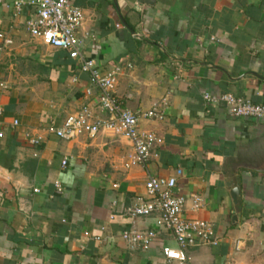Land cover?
Wrapping results in <instances>:
<instances>
[{
    "label": "crops",
    "instance_id": "crops-1",
    "mask_svg": "<svg viewBox=\"0 0 264 264\" xmlns=\"http://www.w3.org/2000/svg\"><path fill=\"white\" fill-rule=\"evenodd\" d=\"M13 1L0 0V33L11 41L0 51V264H166L162 248L176 242L158 213L127 212L150 199L149 173L176 176L185 215L209 222L218 238L188 247L182 264H264V118L233 117L203 99L264 101V0H69L83 11V57L101 72L119 69L121 105L162 112L139 118L162 142L130 167L124 135L52 131L82 108L110 116L79 61L31 36L34 8ZM129 228L157 237L132 250L119 235Z\"/></svg>",
    "mask_w": 264,
    "mask_h": 264
},
{
    "label": "built area",
    "instance_id": "built-area-1",
    "mask_svg": "<svg viewBox=\"0 0 264 264\" xmlns=\"http://www.w3.org/2000/svg\"><path fill=\"white\" fill-rule=\"evenodd\" d=\"M30 4L34 11L25 21V27L31 36H36L47 45L64 50L69 58L76 59L81 69L89 73V79L99 91L98 101L102 111L109 114V118H91L87 108L68 115L61 126L52 129L59 138L72 139L81 133L93 137L101 130H111L116 134L128 137L132 144V151L127 156L126 167L142 163L151 150L161 143L160 137L151 131H142L138 127L140 117L153 119L161 118L162 112L152 107L145 111H131L121 105L116 94L118 67L101 72L93 60L84 58L80 52L81 42L77 31L83 22L82 8L71 4L69 0H14L13 5L19 9L23 4ZM10 39L0 33V51L9 44ZM6 89L0 81V92ZM207 102H222L233 117L264 118V101L255 103L248 98L235 95L231 92L213 94L203 93ZM2 108L0 106V116ZM17 120L12 125L16 126ZM0 132V137L2 136ZM29 143L38 145L40 137H29ZM66 159L61 160L65 167ZM181 173L180 170L176 171ZM176 176H158L147 174L145 189L150 196L149 200L139 201L129 208L130 216H143L157 212L156 224L170 231L176 242V247L164 246L162 253L166 264H182L188 259L186 249L197 244L216 245L218 238L213 227L203 219L189 218L185 215L186 199L182 195L173 193ZM56 186L59 187L58 183ZM199 197L195 196L194 204L198 205ZM120 238L132 250L148 249L157 237L153 229L138 230L123 229ZM238 249V245H236Z\"/></svg>",
    "mask_w": 264,
    "mask_h": 264
},
{
    "label": "water",
    "instance_id": "water-1",
    "mask_svg": "<svg viewBox=\"0 0 264 264\" xmlns=\"http://www.w3.org/2000/svg\"><path fill=\"white\" fill-rule=\"evenodd\" d=\"M233 193H235L234 196H236V194H237V189L233 190Z\"/></svg>",
    "mask_w": 264,
    "mask_h": 264
}]
</instances>
